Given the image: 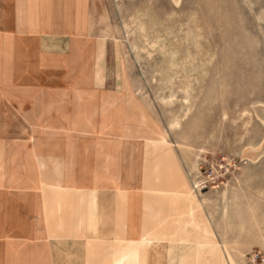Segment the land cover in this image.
<instances>
[{
  "label": "rangeland",
  "instance_id": "1",
  "mask_svg": "<svg viewBox=\"0 0 264 264\" xmlns=\"http://www.w3.org/2000/svg\"><path fill=\"white\" fill-rule=\"evenodd\" d=\"M93 12L87 35L82 26L83 46L61 38L43 43L46 50L66 51L73 42L91 56L61 59L75 64L69 73L13 72L11 81L95 86L47 90L67 92L86 102L90 112L101 108L102 100H117L119 111L111 112L128 129L117 142L101 140L117 144L124 156L133 150L140 160L133 191L139 210L144 200L141 239L152 230L165 238L162 244L149 241L155 244L150 250L162 256L157 264H202L209 254L200 248L211 235L219 264H264V0H100ZM98 42L102 57L93 55ZM35 91L0 90L10 105L0 119V146H6L11 161L9 168L0 165V190L5 177L17 176L20 158L30 161L36 139L45 147L59 140L56 133L51 137L52 122H39L36 137V122L22 119L18 109L37 99ZM152 140L156 144H149ZM168 151L201 205L200 229L186 224L185 202L178 192L181 180L161 176L169 164L163 156ZM52 165V173L49 165L43 170L44 190L57 185ZM34 170L28 166V180ZM27 188L34 189V183ZM169 228L182 230L179 238L168 237ZM205 228L211 234L197 232ZM182 243L195 246L193 258L179 257ZM112 247L108 242V263ZM257 255L262 262L251 261Z\"/></svg>",
  "mask_w": 264,
  "mask_h": 264
},
{
  "label": "crops",
  "instance_id": "2",
  "mask_svg": "<svg viewBox=\"0 0 264 264\" xmlns=\"http://www.w3.org/2000/svg\"><path fill=\"white\" fill-rule=\"evenodd\" d=\"M99 3L100 0H0V90H39L35 91L39 96L32 104L24 101L19 107V112L24 115L22 119L36 122V137L40 136L37 124L44 121L52 122L51 137H55L54 133L56 137L60 136L46 147L36 139L34 150L29 154L30 161L27 156L20 158L17 176L9 175L3 181L0 190V264H106L108 242L113 246L108 264H157L162 258L159 252L150 249L157 243L162 244L165 238L151 234L155 233L152 230L150 233L144 231L141 239L144 200L141 197L139 210V199L133 191L140 178V160L135 159L133 150L131 155L124 156L120 147L112 142L123 137L128 129L121 116L112 113L118 110L117 100L110 97L102 100L99 108L102 112L99 109L90 112L86 102L73 99L67 92L47 90L95 86H70L72 82L64 80L62 86L57 81H33L26 86L25 82L11 81L9 76L13 72L69 73L75 64L70 60L60 62L61 59L69 55L91 56L87 48L82 47L81 41L85 39L81 35L82 26L87 35L93 10L99 8ZM45 38L79 41L82 48L72 42L71 48L67 47L64 52L53 48L46 50L44 41L48 44L51 41ZM97 48L93 55L102 57L103 44L98 42ZM97 67L96 71H99L100 66ZM5 97L0 92V119L6 110H10ZM107 105L111 107L107 109ZM59 126L61 129L55 128ZM101 137L113 138L111 144L102 142ZM53 142H57L56 147ZM149 144L156 142L152 140ZM7 151L6 146H0V165L4 168L11 165L5 155ZM163 156L168 158L169 164L162 171L159 166L155 169L161 171L164 178L173 175L181 180L178 192L185 202L186 224L200 229L203 219L196 195L187 186L171 151ZM47 165L50 171L51 165L54 167L56 175L51 178L57 185L44 190L43 170ZM28 166L35 169L31 180L26 174ZM32 182L34 189H28L27 184ZM169 229L168 237L179 238L182 230ZM197 232L208 233L209 230ZM201 239L204 244V237ZM213 240L212 235L206 236L208 245L200 248L209 254L202 258V264L221 263ZM194 250V245L179 244V257L185 259L184 255H190L189 258H193Z\"/></svg>",
  "mask_w": 264,
  "mask_h": 264
},
{
  "label": "built area",
  "instance_id": "3",
  "mask_svg": "<svg viewBox=\"0 0 264 264\" xmlns=\"http://www.w3.org/2000/svg\"><path fill=\"white\" fill-rule=\"evenodd\" d=\"M258 259H259V260L262 262V258H259V256H258V255L255 257V259H254V260H251V261H253V262H256Z\"/></svg>",
  "mask_w": 264,
  "mask_h": 264
},
{
  "label": "bare ground",
  "instance_id": "4",
  "mask_svg": "<svg viewBox=\"0 0 264 264\" xmlns=\"http://www.w3.org/2000/svg\"><path fill=\"white\" fill-rule=\"evenodd\" d=\"M200 193V192H199Z\"/></svg>",
  "mask_w": 264,
  "mask_h": 264
}]
</instances>
